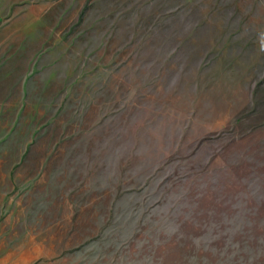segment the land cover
<instances>
[{"label":"rangeland","instance_id":"rangeland-1","mask_svg":"<svg viewBox=\"0 0 264 264\" xmlns=\"http://www.w3.org/2000/svg\"><path fill=\"white\" fill-rule=\"evenodd\" d=\"M0 264H264V0H0Z\"/></svg>","mask_w":264,"mask_h":264}]
</instances>
